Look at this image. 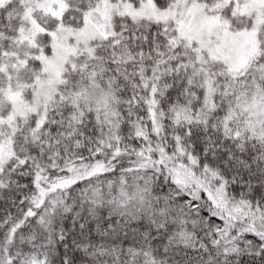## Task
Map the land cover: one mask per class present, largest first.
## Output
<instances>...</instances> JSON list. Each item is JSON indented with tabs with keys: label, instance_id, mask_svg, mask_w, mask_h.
<instances>
[{
	"label": "snow or ice",
	"instance_id": "obj_1",
	"mask_svg": "<svg viewBox=\"0 0 264 264\" xmlns=\"http://www.w3.org/2000/svg\"><path fill=\"white\" fill-rule=\"evenodd\" d=\"M0 264H264V0H0Z\"/></svg>",
	"mask_w": 264,
	"mask_h": 264
}]
</instances>
